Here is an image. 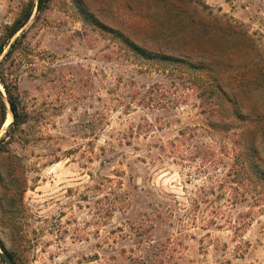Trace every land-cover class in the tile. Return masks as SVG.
<instances>
[{
  "label": "rangeland",
  "instance_id": "374dc122",
  "mask_svg": "<svg viewBox=\"0 0 264 264\" xmlns=\"http://www.w3.org/2000/svg\"><path fill=\"white\" fill-rule=\"evenodd\" d=\"M93 1L101 24L154 37L135 1ZM195 1L248 34L264 60V0ZM32 2L0 0V43ZM237 40L226 38L215 69L201 74L133 54L74 0L42 13L36 4L0 58L26 116L7 139L13 117L0 82L6 253L17 264H264V186L248 169L264 171V89L249 90L250 42ZM214 74L241 119L217 91L203 92ZM258 118L254 153L243 129Z\"/></svg>",
  "mask_w": 264,
  "mask_h": 264
},
{
  "label": "trees",
  "instance_id": "16d2710c",
  "mask_svg": "<svg viewBox=\"0 0 264 264\" xmlns=\"http://www.w3.org/2000/svg\"><path fill=\"white\" fill-rule=\"evenodd\" d=\"M52 1L53 0H36L38 12L42 13L46 11ZM90 1L94 3L93 0H74L81 14L86 19L94 23L96 26L103 25V27L108 29L116 39L122 41L133 54L138 55L145 60L163 64L165 66L180 64L182 67H185L190 71H195L196 73L202 74V72L205 71L210 72L215 69L214 67L218 63L216 59L219 57V51L225 46L230 47V44H226L225 42L226 38L235 41L236 38H238L237 42L249 41L250 43L248 45L251 47H249L251 52L250 60L254 67V81L257 83V86L254 84L251 85L249 90L254 89V87L264 89V60L262 58L258 59V56H261L256 45L250 40L251 37L244 31L239 30L236 26L225 24L211 14L204 12V7L197 3V1L126 0L129 3L136 2L138 13H140L139 17L144 22L152 20L154 37H144L140 39L134 38L133 35H130L133 34V32L128 30L115 29L113 27H108L105 24H101L102 18L99 10H94L91 4H89ZM36 4L35 2H32L24 7L15 22L8 28L7 35L0 43V58L3 56V53L9 46L11 40L29 22ZM20 40L21 39L18 38L10 45L8 52L5 54L4 60L9 58L18 48L21 43ZM233 47L242 48V45H236ZM224 55H226L225 51L222 56ZM1 68L2 63H0V71ZM214 75L217 77L216 74ZM198 77L202 76L198 75ZM217 78L218 79H213L211 86H208L209 88L202 91L208 92L209 97L212 99L217 91L226 102L237 106V102L234 100V98L237 99V97H233V92L229 90L226 84H223L219 80V77ZM0 82L6 90L10 112L13 117V123L10 127L7 138L12 139L13 135L20 131L23 125L26 124V116L21 110V103L19 95L17 94V89L7 83L5 78L1 76V72ZM236 93L235 90V95H237ZM236 113L237 114L233 117L235 119H241V113L238 110V106L236 107ZM6 115L7 107L3 99L0 97V129L5 124ZM243 120L246 121L245 118H243ZM261 122V118L252 120V122H248L245 129H243V136L246 138L247 144L253 148L254 153H258L259 151V138L257 135L261 129ZM9 141H0V159L2 155L1 153H4L7 146L10 144ZM8 159H13V157ZM8 167H11V165L9 164ZM248 169H250L251 175L254 176L255 181L257 180V183H259L258 186H264V171H262L261 166L255 163ZM243 170L245 171L246 167H244ZM0 177H3L2 172H0ZM13 211L12 213L16 214V210ZM0 246L5 252H7L6 246L1 239ZM9 256L16 263L13 255L10 254Z\"/></svg>",
  "mask_w": 264,
  "mask_h": 264
},
{
  "label": "water",
  "instance_id": "95a60500",
  "mask_svg": "<svg viewBox=\"0 0 264 264\" xmlns=\"http://www.w3.org/2000/svg\"><path fill=\"white\" fill-rule=\"evenodd\" d=\"M1 258L6 264H15L14 261L4 250L1 251Z\"/></svg>",
  "mask_w": 264,
  "mask_h": 264
},
{
  "label": "bare ground",
  "instance_id": "6f19581e",
  "mask_svg": "<svg viewBox=\"0 0 264 264\" xmlns=\"http://www.w3.org/2000/svg\"><path fill=\"white\" fill-rule=\"evenodd\" d=\"M10 124H11V116L8 117L6 125H10Z\"/></svg>",
  "mask_w": 264,
  "mask_h": 264
}]
</instances>
